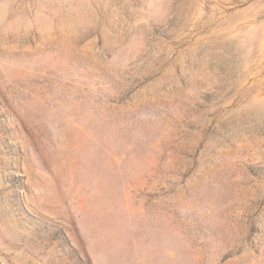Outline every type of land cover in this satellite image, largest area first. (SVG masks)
<instances>
[{"label": "rangeland", "instance_id": "rangeland-1", "mask_svg": "<svg viewBox=\"0 0 264 264\" xmlns=\"http://www.w3.org/2000/svg\"><path fill=\"white\" fill-rule=\"evenodd\" d=\"M0 264H264V0H0Z\"/></svg>", "mask_w": 264, "mask_h": 264}]
</instances>
